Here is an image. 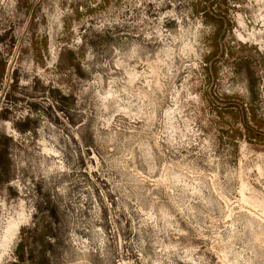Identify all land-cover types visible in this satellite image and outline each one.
<instances>
[{"label":"rangeland","instance_id":"rangeland-1","mask_svg":"<svg viewBox=\"0 0 264 264\" xmlns=\"http://www.w3.org/2000/svg\"><path fill=\"white\" fill-rule=\"evenodd\" d=\"M0 264H264V0H0Z\"/></svg>","mask_w":264,"mask_h":264}]
</instances>
